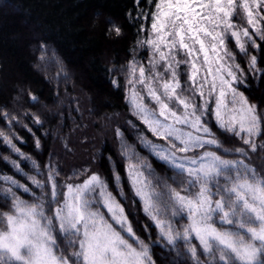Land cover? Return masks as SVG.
<instances>
[{"label":"snow or ice","instance_id":"snow-or-ice-1","mask_svg":"<svg viewBox=\"0 0 264 264\" xmlns=\"http://www.w3.org/2000/svg\"><path fill=\"white\" fill-rule=\"evenodd\" d=\"M262 9L264 0H156L151 30L138 42L149 50L147 66L128 62L132 113L166 142L142 137L141 144L173 173L162 179L138 158L128 178L162 247L192 264H264V165L258 169L251 157L264 150V113L239 90L243 72L228 46L233 41L250 55L249 67L257 70L248 48L260 47L254 37L264 41ZM240 12L246 27L234 22ZM112 28L120 35L119 26ZM210 119L246 147L223 148ZM122 154L135 155L123 145ZM45 167L46 179L28 176L30 184L0 174L8 184L0 205L7 206L0 210V264H156L106 180L82 172L81 182L60 185L59 170ZM30 193L31 201L21 198Z\"/></svg>","mask_w":264,"mask_h":264},{"label":"trees","instance_id":"trees-1","mask_svg":"<svg viewBox=\"0 0 264 264\" xmlns=\"http://www.w3.org/2000/svg\"><path fill=\"white\" fill-rule=\"evenodd\" d=\"M155 3L0 0V174L30 184L28 176L45 180V166L52 165L59 170V184L65 185L97 173L117 197L135 234L150 246L156 264H183L185 260L192 264L187 255L177 258L175 248L169 251L162 247L159 230L143 212L127 173L128 165L138 164L141 158L152 165L156 176L167 179L173 175L141 144L142 137L156 144L166 142L153 136L133 115L128 99V62L135 59L147 66L149 52L138 42L150 30ZM242 16L238 13L234 22L246 27ZM112 25L121 28L120 35ZM254 38L260 47H249L248 51L257 57L255 71L249 67L250 55L239 53L233 41L228 46L243 72L239 90L264 113V41ZM182 72V82L187 81V71ZM209 125L223 148L246 147L238 138L217 129L211 119ZM261 142L262 138H257V143ZM122 145L135 153L131 160L122 154ZM251 157L258 169L264 165V150ZM12 161L20 165L19 171ZM82 172L86 175H80ZM7 187L0 182V205L5 204L2 197ZM33 192L38 196L41 190L33 188ZM21 198L31 201L34 197L30 193ZM0 210L7 211V206ZM179 251L185 250L179 247Z\"/></svg>","mask_w":264,"mask_h":264},{"label":"rangeland","instance_id":"rangeland-1","mask_svg":"<svg viewBox=\"0 0 264 264\" xmlns=\"http://www.w3.org/2000/svg\"><path fill=\"white\" fill-rule=\"evenodd\" d=\"M150 30H151V27H150ZM150 30L148 31V33L150 32ZM147 33V34H148ZM146 47V46H145ZM147 48V47H146ZM148 50V49H147ZM148 52H149V50H148ZM181 59H183L184 57H180ZM187 71V68H186V66H181V71ZM135 193V192H134Z\"/></svg>","mask_w":264,"mask_h":264}]
</instances>
